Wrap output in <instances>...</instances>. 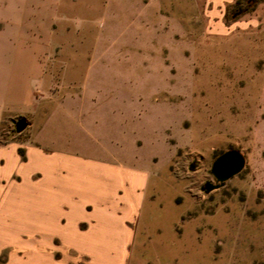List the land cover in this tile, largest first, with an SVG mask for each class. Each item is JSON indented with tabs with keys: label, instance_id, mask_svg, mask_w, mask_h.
Here are the masks:
<instances>
[{
	"label": "rangeland",
	"instance_id": "1",
	"mask_svg": "<svg viewBox=\"0 0 264 264\" xmlns=\"http://www.w3.org/2000/svg\"><path fill=\"white\" fill-rule=\"evenodd\" d=\"M18 1L0 0V80L16 41L33 38ZM85 2L94 30L66 31L83 40L69 47L79 73L59 70L41 94L49 125L17 134L4 122L0 140L64 135L91 153L131 142L152 173L136 227L145 261L264 264V0L222 8L208 0ZM66 32L53 23V37ZM227 150L244 156V168L204 193L215 184L212 162Z\"/></svg>",
	"mask_w": 264,
	"mask_h": 264
},
{
	"label": "crops",
	"instance_id": "2",
	"mask_svg": "<svg viewBox=\"0 0 264 264\" xmlns=\"http://www.w3.org/2000/svg\"><path fill=\"white\" fill-rule=\"evenodd\" d=\"M232 1L208 0L214 8ZM85 3L18 1L19 14L28 10L33 38L17 40L4 65L0 127L24 116L31 131L49 125L50 108L41 94L59 70L64 77L79 73L68 64L78 60L69 47L83 40L66 31L94 30V24H85ZM88 3L100 7V0ZM53 23L66 33L53 37ZM54 46H60L56 53ZM83 108L76 104V110ZM79 116L74 123L79 124ZM14 138L0 140V264H149L144 238L136 244V227L152 173L147 161L137 160L131 142L119 151L91 153L75 149L64 135L34 132L26 141Z\"/></svg>",
	"mask_w": 264,
	"mask_h": 264
},
{
	"label": "water",
	"instance_id": "3",
	"mask_svg": "<svg viewBox=\"0 0 264 264\" xmlns=\"http://www.w3.org/2000/svg\"><path fill=\"white\" fill-rule=\"evenodd\" d=\"M15 133H21L27 126L24 119L20 118L13 122ZM245 158L237 150H227L217 156L211 164L210 174L215 179V184L206 183L202 191L209 192L219 189L224 182L233 178L244 168ZM193 165H190V171H193Z\"/></svg>",
	"mask_w": 264,
	"mask_h": 264
}]
</instances>
